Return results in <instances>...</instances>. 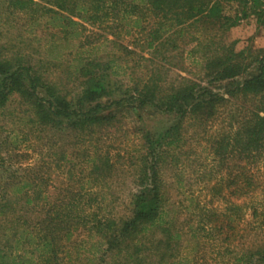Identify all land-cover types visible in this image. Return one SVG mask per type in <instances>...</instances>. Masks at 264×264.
Segmentation results:
<instances>
[{
  "label": "rangeland",
  "instance_id": "374dc122",
  "mask_svg": "<svg viewBox=\"0 0 264 264\" xmlns=\"http://www.w3.org/2000/svg\"><path fill=\"white\" fill-rule=\"evenodd\" d=\"M33 1L40 5L35 7V13L13 9L10 0H0V55L20 57L44 81L53 83L67 99L74 98L81 91L83 78L76 71L78 66L93 60L99 64L97 72L102 73L104 64L112 60V70L117 74L107 77L110 95L103 97L102 101L123 100L111 110L113 118L108 127H96L90 135L79 138L72 131H61L36 122L31 109L17 93L0 107V180L9 174L34 176L42 189L41 196L35 199L31 192L8 197L7 207L4 206L0 214V247L6 249L23 223L29 227L38 226L45 214L46 201L52 202L67 192L95 193L98 198L105 196L107 200L103 204L106 203L107 207L104 210L109 216L118 218L129 214V199L137 189L131 161L141 143L140 132L156 135L178 126L176 115L159 112L146 105L138 106L136 95L144 84L149 83L150 76L164 90L193 81L228 98L224 89H231L233 85L229 84L230 81H218L205 75L201 44L209 47L210 52L229 45L234 52L244 51V57L264 49L263 2L250 7L251 3L247 1L245 16H240L237 23L229 28L219 27L223 24L217 19L201 16L192 26L185 25L181 35L175 26L167 33L161 32L153 47L148 48L147 40L157 24L144 6L138 7L140 15L143 14V28H129L124 21L118 20L126 2L132 0H120L112 7L106 2L98 9L94 0H65V10H57L53 0ZM220 2L223 15H242L239 0ZM42 6L57 10L59 15L74 23H68L56 12L47 11ZM259 13L261 18L258 19ZM93 16H98L95 22H92ZM56 17L62 20L56 21ZM195 36L201 42L199 46L192 38ZM230 101L205 124L185 120L179 127L177 142L164 148L166 161L158 177L165 209L163 218L169 222L149 228L140 242L130 248L141 255L142 264H169L170 261L179 264H232V256L224 252L227 247L240 254L244 246L262 242L258 231L251 228L254 219L250 217L249 208L245 210L244 220V194L240 190L233 192L226 183L233 171H240L243 160L233 157L220 161L212 153V140L218 131L227 129L231 118L236 119L235 122L243 119L244 110H251L255 105V99L245 100L240 92ZM234 120L233 127L236 126ZM63 154L65 160L60 158ZM100 154L107 156L110 167L104 168L105 176L99 177L101 180L90 181V159ZM260 169L258 177L262 187L255 190L252 200L258 201V207L264 212V163ZM26 197H32L33 202L26 204ZM230 204L242 207L237 232L227 241L225 239L232 231L225 221L221 222L225 217H218V214L226 212ZM200 215L209 217L218 229L209 237L201 236L202 231H198L200 234L195 237L185 234V223L202 227L197 222ZM247 221L249 224L245 223L244 227ZM5 227H11L6 237L3 236ZM164 229H168L171 235L178 233L180 237L172 239L166 249L163 246L158 249V241L166 235ZM204 229L207 230L208 226ZM79 239L87 240L85 231L78 230L70 240L61 241L63 252H59V264L122 262L113 258L111 253L104 255V261L99 262L100 256L91 257L84 246L75 252L70 242ZM90 241L95 243L97 238ZM163 243L159 246L165 245ZM87 258L91 261L88 262Z\"/></svg>",
  "mask_w": 264,
  "mask_h": 264
},
{
  "label": "trees",
  "instance_id": "16d2710c",
  "mask_svg": "<svg viewBox=\"0 0 264 264\" xmlns=\"http://www.w3.org/2000/svg\"><path fill=\"white\" fill-rule=\"evenodd\" d=\"M133 1L126 2V7L122 9L118 20L124 21L129 28H143L141 23L143 14L140 15L141 11L138 7L144 6L150 16L156 19L157 24L150 34V39L147 40L148 48L153 47L154 41L158 40L161 32L167 33L174 26L178 29V35H181L185 25L190 27L204 16L221 21L223 25L219 27L229 28L237 23L240 16H245L244 5L247 1L251 3L250 7L264 3V0H239L242 15L230 17L222 14L220 0ZM93 2L98 9L106 2L110 7L115 6L120 0H94ZM65 3V0H53L52 4L57 10H65L67 9ZM10 6L13 9L35 13L37 11L35 7L40 5L33 0H10ZM42 8L56 12L57 16L68 20L66 16L59 15L56 9L54 11L51 7L42 6ZM60 17H56L55 20H62ZM259 18L261 13L258 14ZM96 19L98 16H93L92 22ZM68 23H74V21L69 19ZM192 38L196 41L195 45L201 44L196 36ZM201 45L204 49L201 59L204 60L205 75L218 81H230L229 84H232L233 88L224 89V94L228 98L206 87H201L193 81H185L164 90L159 86L158 81L150 76L149 83L138 90L136 95L138 106L146 105L159 112L172 113L178 117V126L156 135L145 131L140 132L141 143L131 161L137 189L129 199V214L118 218L109 216V213L104 210L107 207L106 203L103 204L107 200L105 196L98 198L95 193L85 195L67 192L52 202H45L47 205L45 214L38 226L29 227L23 223L15 231V238L11 245L7 249L0 247V264H59L58 255L59 252H63L61 241L70 240V237L74 236L78 230L86 232L87 240L71 241L70 246L75 249V252L84 246V250L90 253L91 257L95 258L97 254L100 256L99 262L104 261L102 259L104 255L111 253L113 258L122 261L120 264H142L141 255L130 248L140 242L141 236L149 228L169 222L163 218L165 209L163 193L160 189L161 179L158 177L160 168L166 161L163 156L166 153L164 148L171 147L177 142L179 127L185 120H197L205 124L213 118L220 107L230 103L231 98L235 99L239 92L245 100L254 101L255 99V105L251 110H244L243 119L235 122L236 119L231 118L229 127L218 131L212 140V153L214 158L220 161L231 160L233 157L243 160L240 171H233L227 177L226 183L233 192L240 190L244 194V220L245 210L249 208L250 217L254 219L250 221L253 224L251 228L258 231L262 242L244 246V251L240 254L233 252L229 247L224 252L232 256V264H264V212L258 207L260 206L258 201L252 200L255 190L262 187L258 173L264 163L262 161L264 160V49H260L255 55L249 54L244 57V51L234 52L229 45L217 48L215 52H210L209 47ZM112 64V60L104 64L101 68L102 73L97 72L99 64L93 60L78 66L76 71L83 78L82 88L74 98L67 99L65 95L58 92L53 83L44 81L41 75L32 66L24 64L20 57L0 55V107L11 95L17 93L29 106L39 124L49 125L61 131H72L76 138L90 135L96 127L110 125L113 118L111 110L114 106H119L123 100L115 98L102 101L103 97L110 95L107 77L110 74H117V71L112 70ZM233 120L235 127H233ZM60 158L65 160V155H61ZM90 160L89 180H101L99 177L105 176L104 168L110 167L107 156L100 154ZM0 192L1 214L4 206L7 207L10 195L31 192L35 199L41 196L42 189L34 176L9 174L5 179L0 180ZM32 197H26L25 203L31 204L34 200ZM241 207L240 204H230L226 209L228 214L226 212L218 214V217H225L221 222L225 221V225L232 231L231 235H227L225 239L227 241L237 232L236 228L241 219ZM197 222L202 227H193L190 222L185 223L187 227L185 234L195 237L199 236L198 231H202L204 234L202 233L201 236L209 237L218 229V225L204 215H200ZM245 223L249 224V221L244 222V227ZM205 226H208L207 230L204 229ZM9 230L11 227H5L3 236H8ZM165 234V238L158 241L156 248L163 246L166 249L172 239L177 240L180 237L178 233L171 235L168 229L165 230ZM94 238H97L95 243L90 241ZM82 242H84L83 245ZM161 243L165 245L159 246ZM65 255L69 256L66 252ZM228 258L227 256V261ZM87 261H91L90 258H87ZM169 264L179 263L170 261Z\"/></svg>",
  "mask_w": 264,
  "mask_h": 264
}]
</instances>
